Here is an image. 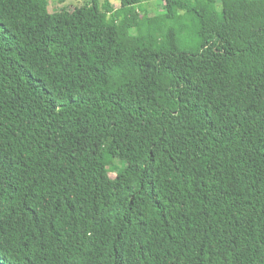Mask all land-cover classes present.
<instances>
[{"label":"trees","instance_id":"16d2710c","mask_svg":"<svg viewBox=\"0 0 264 264\" xmlns=\"http://www.w3.org/2000/svg\"><path fill=\"white\" fill-rule=\"evenodd\" d=\"M145 1L0 0V264H264V0Z\"/></svg>","mask_w":264,"mask_h":264},{"label":"rangeland","instance_id":"374dc122","mask_svg":"<svg viewBox=\"0 0 264 264\" xmlns=\"http://www.w3.org/2000/svg\"><path fill=\"white\" fill-rule=\"evenodd\" d=\"M48 1V10L49 12L59 11L62 8L73 10L75 7L81 6L86 3L88 0H64L60 2L59 0H47ZM161 0H147L145 3H141L140 10L144 13L149 14V16H155L158 14V7L161 5ZM110 3L114 8H117L119 5V0H110ZM133 33H136L134 30ZM114 166L107 168L108 175L114 177L121 167L117 162H113Z\"/></svg>","mask_w":264,"mask_h":264}]
</instances>
